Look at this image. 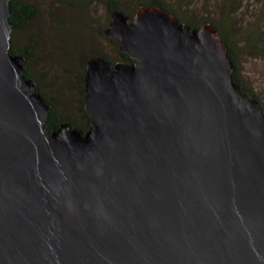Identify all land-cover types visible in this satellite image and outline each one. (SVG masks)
<instances>
[{"label": "water", "instance_id": "water-1", "mask_svg": "<svg viewBox=\"0 0 264 264\" xmlns=\"http://www.w3.org/2000/svg\"><path fill=\"white\" fill-rule=\"evenodd\" d=\"M0 0V264H264V111L217 28L111 14L129 63L86 61L85 131L12 55Z\"/></svg>", "mask_w": 264, "mask_h": 264}, {"label": "rangeland", "instance_id": "rangeland-1", "mask_svg": "<svg viewBox=\"0 0 264 264\" xmlns=\"http://www.w3.org/2000/svg\"><path fill=\"white\" fill-rule=\"evenodd\" d=\"M29 1L38 6V13L14 31L13 44L30 48L25 66L59 118L84 125L80 110L83 58L98 53L112 60L118 57L115 47L101 35L108 24L103 0ZM122 1L125 10L132 11L144 0ZM229 1L237 8L231 16L234 25L229 26L235 42L236 71L264 111V0H170L169 8L185 22L199 23L206 18L221 22L222 5ZM243 30L259 33L253 40L255 46L238 42V33Z\"/></svg>", "mask_w": 264, "mask_h": 264}, {"label": "trees", "instance_id": "trees-1", "mask_svg": "<svg viewBox=\"0 0 264 264\" xmlns=\"http://www.w3.org/2000/svg\"><path fill=\"white\" fill-rule=\"evenodd\" d=\"M103 3L105 5V9L108 13V23L111 20V14L115 11H121L125 15L132 17L134 15L135 11L139 7L156 6V7L162 8L163 10L168 12L169 14L173 15L178 20L179 23H183L184 25L188 26L189 28H198V27H200L206 23L213 24L217 28L219 36L226 43L227 48H228L227 49L228 57L234 65V68L231 72L232 81L238 85L239 90L242 93L246 94L249 97L256 98L258 100L257 96L254 93H252L250 90L246 89V87L241 83L240 76L238 75V73L236 71L235 58H234V44H235V42L232 39L233 32L229 31V26L231 25V27H232L234 25V23L232 22L231 16L237 10V8L235 7V5L233 4L232 1H229L227 5L225 2L223 3V5H222L223 7L221 8V12H222L221 22L220 21L218 22L215 19L206 18L203 22H199V23L185 22V21H183V19L181 17L174 14L173 11H171V9L169 8L170 0H144V1H140V2L138 1V4L136 5V7L132 11L125 10V8L123 7L124 5H123L122 0L121 1L120 0H103ZM10 11H11V16L9 17V20L12 23V31H11V37H10L11 38V46H10L9 52L12 55H22L25 59V65H26V64H28V61H29V58L31 55V50L28 46L24 47V48H19V47L15 46L13 44V33H14V31L19 30L26 22H29L30 20H32L37 15L38 6L34 2L29 1V0H11L10 1ZM107 26H108V24H107ZM224 28H226L227 31L224 30ZM104 30L105 29H103V33L100 31L101 35H103L105 37V39L115 47L117 54H118V57L115 60H112L109 57H107L105 54L98 53V54H92L90 56H86L83 58V61H82L83 73H82L81 78H80V81H81V87H80V96H81V102H80L81 106L80 107L81 108H80V110H81L83 117H84V120H85L84 125H76L68 119L59 118L52 102H49L47 100V98L43 95V93L40 90L39 86L37 85L36 81L30 75L28 69L25 66L24 76L27 79H31L36 83V91L41 93L43 95V97L51 105V109L49 111L48 121L44 124V129L47 132H51V131L57 129L61 123H65V122L69 123L71 127L77 128L83 132H85L90 127L89 117L83 109V98H84L83 77H84L86 61L88 60V58L95 56V55H100V56L104 57L105 59H107L108 61H110V63H112V64L117 63V62L129 63L132 61V59L129 57L128 54L121 52L119 50V48L117 47V45L115 44V42L112 39L108 38L104 34ZM258 34L259 33H252V32H249L247 30L240 31L238 33V35H240V41H238V42H243L245 44L246 43H248V44L253 43L255 46V43L253 40L259 37Z\"/></svg>", "mask_w": 264, "mask_h": 264}]
</instances>
